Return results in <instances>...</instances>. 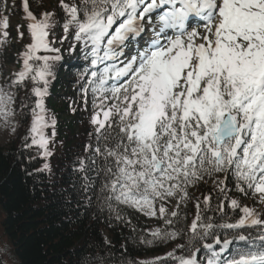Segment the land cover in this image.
I'll return each instance as SVG.
<instances>
[{
	"label": "snow or ice",
	"instance_id": "1",
	"mask_svg": "<svg viewBox=\"0 0 264 264\" xmlns=\"http://www.w3.org/2000/svg\"><path fill=\"white\" fill-rule=\"evenodd\" d=\"M19 7L22 50L7 75L0 63V121L19 108L22 121L31 117L22 148L53 155L57 120L45 97L58 66L69 67L65 54L79 53L74 83L91 130L73 171L82 174L85 208L100 216L107 209L121 222L120 206L133 209L163 223L140 243L174 244L163 257L124 264H264V0H50L36 6L41 11L20 0ZM16 9L0 0V49L14 43ZM209 181L188 223L181 206ZM213 193L222 223L203 213ZM229 208L239 214L228 217ZM11 251L0 246V264Z\"/></svg>",
	"mask_w": 264,
	"mask_h": 264
},
{
	"label": "trees",
	"instance_id": "2",
	"mask_svg": "<svg viewBox=\"0 0 264 264\" xmlns=\"http://www.w3.org/2000/svg\"><path fill=\"white\" fill-rule=\"evenodd\" d=\"M8 2L9 5L13 2L17 5L15 13H9L14 43L0 49L3 53L0 62H12L18 68L15 58L22 50V43L16 38V28L18 23H23V11L19 7L20 0ZM41 3L45 7L50 6V0H32L33 9L41 11L36 7ZM64 63L69 65L68 69L58 66L56 79L45 97L48 113L57 120V135L50 145L53 155L45 159L35 146L22 148L31 117L22 121L19 108L16 135L6 147L0 146V246L8 245L12 250L8 257L14 259L15 264H104L105 261L107 264H124L129 259L142 261L146 255L162 253L168 244L140 243V237L148 233L143 220L133 214L139 212L120 206L124 218L121 222L115 219L114 213L110 216L107 209L100 216L96 207L85 208L80 180L82 174L73 171L74 161L85 155L84 145L91 130L88 113L82 111L81 96L74 83L76 71L84 61L77 52L71 58L65 54ZM19 95L22 98L24 90ZM72 108L77 111L73 113ZM48 134L51 135V129H48ZM45 163L50 165V170H41ZM228 186L232 188L231 180ZM212 188L209 181L190 189L193 199L182 211L188 223L196 214L195 198H202ZM242 202L251 206L247 200ZM215 207L213 193L212 209H204L203 213L213 217L217 223L224 222L220 220V214L214 212ZM238 214L228 209V217ZM105 219H110V226ZM105 239L110 241V245L102 249L100 245Z\"/></svg>",
	"mask_w": 264,
	"mask_h": 264
},
{
	"label": "rangeland",
	"instance_id": "3",
	"mask_svg": "<svg viewBox=\"0 0 264 264\" xmlns=\"http://www.w3.org/2000/svg\"><path fill=\"white\" fill-rule=\"evenodd\" d=\"M3 64L6 65V67L3 69L4 75H7L11 70L16 69L15 65L13 63L5 62ZM3 83H4V80L0 79V84H3ZM69 84L70 83H68L67 85H69ZM61 120H63V119H61ZM18 122L19 121H18L17 115L13 118V120L8 121L7 123L0 121V146L1 147H6L9 143V140L11 138L15 137L16 132H17V127H18ZM170 207H172V208L175 207V201L172 202ZM185 208L186 207H184L182 205L181 211H185ZM133 214L136 215V217H138L139 219L143 220V222L145 224L146 233H148V231L150 229H154L156 227H163V223L161 221H158L154 218L145 217L144 215H142L140 213L135 212ZM173 247H174V244H168V245H166L165 250L162 253L146 255L142 261H152L156 257H163L167 252L171 251ZM6 264H15V260L7 257Z\"/></svg>",
	"mask_w": 264,
	"mask_h": 264
}]
</instances>
